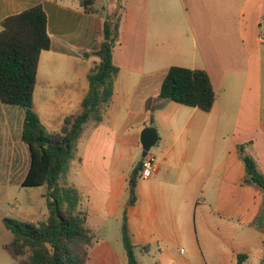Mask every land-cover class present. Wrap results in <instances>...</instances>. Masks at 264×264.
<instances>
[{
    "label": "crops",
    "instance_id": "0c3cea01",
    "mask_svg": "<svg viewBox=\"0 0 264 264\" xmlns=\"http://www.w3.org/2000/svg\"><path fill=\"white\" fill-rule=\"evenodd\" d=\"M115 1L122 15L108 14L119 20L112 49L119 71L103 120L92 128L104 135L92 139L96 154L79 140L66 181L79 192L78 211L98 238L87 264H126L98 235L121 230L124 214L135 253L155 252L157 264H207L206 256L214 264H238L239 254L249 264L246 243L228 241L224 233L234 230L230 224L254 229L250 224L262 205L260 192L243 183L236 146L250 143L247 153L264 174V0ZM37 5L47 16L50 48L39 58L33 109L47 132L58 133L89 90L103 18L84 13L79 0H0V22ZM170 67L208 74L215 92L209 112L158 99ZM23 119L21 108L0 102V187L21 186L29 167ZM147 127L158 135L148 153L156 172L138 179L136 202L129 206V174L142 160L140 133ZM207 214L214 218L211 227ZM17 216L37 223L30 213ZM209 228L218 240L208 239ZM257 232L262 248L264 234ZM262 256L261 250L259 264Z\"/></svg>",
    "mask_w": 264,
    "mask_h": 264
},
{
    "label": "trees",
    "instance_id": "16d2710c",
    "mask_svg": "<svg viewBox=\"0 0 264 264\" xmlns=\"http://www.w3.org/2000/svg\"><path fill=\"white\" fill-rule=\"evenodd\" d=\"M81 10L103 18V40L92 53L97 63L88 75L89 90L75 116L64 118L58 133H49L33 109L39 58L50 48L47 34V16L41 5L10 16L0 22V102L19 107L24 112L22 141L28 148L29 167L20 185L45 187L47 206L45 220L35 224L13 218H4L5 228L12 234L11 242L3 249L17 264H87L95 236L87 228L86 214L78 211L79 192L60 178L68 175L73 151L86 126L98 125L113 95L118 68L113 62L112 49L118 38V17L99 13L96 0H79ZM264 27V17L261 19ZM90 54H84L89 57ZM158 99L209 112L215 102V92L208 74L202 70L170 67L160 86ZM250 143L237 145V153L244 164L243 183L253 186L262 196L259 213L250 224L264 234V174L255 159L247 153ZM142 159L130 172L127 204L136 202V185L140 178ZM122 243L128 264H138L137 248L131 243L126 215L123 216ZM142 250L148 247H141ZM264 251V240H262ZM246 255H237L242 264ZM264 264V256L261 258Z\"/></svg>",
    "mask_w": 264,
    "mask_h": 264
},
{
    "label": "rangeland",
    "instance_id": "374dc122",
    "mask_svg": "<svg viewBox=\"0 0 264 264\" xmlns=\"http://www.w3.org/2000/svg\"><path fill=\"white\" fill-rule=\"evenodd\" d=\"M118 1L115 0H96L95 9L103 14V16L107 15L108 12H119V15H122L123 11L120 6H118ZM119 21V20H118ZM95 123L91 121L85 128L83 134L80 139H82L81 144L86 146L91 145V147H87L92 151L93 154L97 153V148L93 147L96 142H92L93 138L102 137L104 135L103 132H95L92 128ZM95 132V133H94ZM79 139V140H80ZM107 139V138H106ZM79 142V141H78ZM154 147L149 151L151 153ZM78 157V147H76L73 151V159L71 163ZM70 163V166H71ZM70 172L66 176H62L60 178V183H64L68 180ZM71 187V186H70ZM45 190L43 188H30V187H22L18 185H10L7 188L0 187V264H17L15 260H13L8 253L3 249V246L12 241V234L5 228L3 224V218H13L18 219L17 213L18 211H24L25 213H30L35 216V221L40 222L47 217L48 211L46 206L45 197H41V192ZM80 201V194H79ZM44 216V217H43ZM38 220V221H37ZM218 222V221H217ZM219 223V222H218ZM214 224V218L207 214V222L206 225L211 227ZM226 224V223H225ZM229 226L234 227V230H230L224 233V236L228 241L231 242H242L246 243V249L248 251V255L250 258L249 264H259L258 259L261 253V244L257 242V238L261 236L254 229H244L239 228L234 224H230ZM200 227V225H198ZM90 231V230H89ZM91 232V231H90ZM208 235V239L216 241L218 239L213 238L211 234L210 228L206 231ZM99 238L107 239L110 241L112 245V249L115 253L122 257H126L125 249L122 243L121 230L109 231L102 230L99 234ZM198 236L202 244H204V231L199 228ZM98 241L97 236H95L94 243ZM222 245V244H221ZM223 251L228 253L229 247L228 244H224ZM144 251V250H143ZM136 261L138 264H157V254L153 252L148 256L147 254H140L139 252L135 253ZM207 264H214L215 259L206 256ZM120 264V263H119ZM126 264L127 261H126Z\"/></svg>",
    "mask_w": 264,
    "mask_h": 264
},
{
    "label": "water",
    "instance_id": "95a60500",
    "mask_svg": "<svg viewBox=\"0 0 264 264\" xmlns=\"http://www.w3.org/2000/svg\"><path fill=\"white\" fill-rule=\"evenodd\" d=\"M158 139L157 131L154 128H144L140 133V145L142 148V159H145L149 151L155 146Z\"/></svg>",
    "mask_w": 264,
    "mask_h": 264
},
{
    "label": "built area",
    "instance_id": "2783aa9c",
    "mask_svg": "<svg viewBox=\"0 0 264 264\" xmlns=\"http://www.w3.org/2000/svg\"><path fill=\"white\" fill-rule=\"evenodd\" d=\"M155 172H156L155 158L148 154L147 157L142 162L140 178L148 179L152 177Z\"/></svg>",
    "mask_w": 264,
    "mask_h": 264
}]
</instances>
